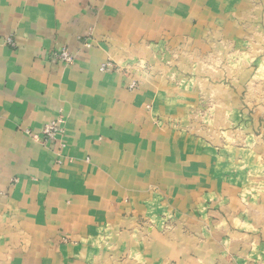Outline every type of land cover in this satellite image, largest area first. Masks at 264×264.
I'll use <instances>...</instances> for the list:
<instances>
[{
	"label": "crops",
	"instance_id": "crops-1",
	"mask_svg": "<svg viewBox=\"0 0 264 264\" xmlns=\"http://www.w3.org/2000/svg\"><path fill=\"white\" fill-rule=\"evenodd\" d=\"M257 4L0 0V264H264V202L206 193L204 167L176 157L202 153L163 132L166 86L148 77L236 40ZM65 47L70 66L53 58ZM56 116L60 155L29 135Z\"/></svg>",
	"mask_w": 264,
	"mask_h": 264
},
{
	"label": "rangeland",
	"instance_id": "rangeland-1",
	"mask_svg": "<svg viewBox=\"0 0 264 264\" xmlns=\"http://www.w3.org/2000/svg\"><path fill=\"white\" fill-rule=\"evenodd\" d=\"M241 20V36L236 40L230 35L215 43L195 42L188 60L182 57L171 62V57L167 58L163 65L168 70H160L162 73L156 76L152 72L148 77L154 84L166 86L163 94H168L167 105L162 107L159 124L163 132L181 134L183 140L187 135L192 137L189 142L202 153L194 157L182 153L176 157L183 164L188 160L195 168L204 167L194 171V180L209 181L204 188L206 193L218 196L225 190L231 197L244 194L264 202V0H258L257 6ZM89 37L85 38L83 49L92 45ZM1 42L15 46L11 36ZM63 50L69 52L66 47L61 48L53 58L72 65L75 54L69 52L74 57L65 60L59 57ZM147 64L141 62V69L151 72L153 64ZM119 67L107 60L100 69L113 72ZM55 120H62V116L29 135L36 142L49 144L57 155L63 147L62 122L60 134L53 138L47 134V126ZM260 234L264 239V234Z\"/></svg>",
	"mask_w": 264,
	"mask_h": 264
},
{
	"label": "built area",
	"instance_id": "built-area-1",
	"mask_svg": "<svg viewBox=\"0 0 264 264\" xmlns=\"http://www.w3.org/2000/svg\"><path fill=\"white\" fill-rule=\"evenodd\" d=\"M86 46H89V43H86ZM59 57H62V59H65V60H70L74 56L71 53L67 52L66 50H63L61 54H59ZM61 122L62 120H58V122H56L55 120L47 126V134L48 136H50V138H53L54 136L62 132V127L60 125ZM50 128H52V132H50L51 130Z\"/></svg>",
	"mask_w": 264,
	"mask_h": 264
}]
</instances>
